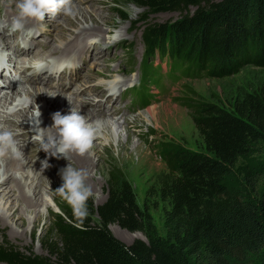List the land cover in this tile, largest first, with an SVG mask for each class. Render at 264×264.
Returning <instances> with one entry per match:
<instances>
[{
  "label": "trees",
  "instance_id": "obj_1",
  "mask_svg": "<svg viewBox=\"0 0 264 264\" xmlns=\"http://www.w3.org/2000/svg\"><path fill=\"white\" fill-rule=\"evenodd\" d=\"M126 1L147 16L181 14L171 24L147 25L146 60L157 49L167 50L186 75L218 79L247 65L264 68V0ZM145 69L143 63L146 75ZM176 101L190 110L204 152L165 142L158 146L167 172L152 191L164 204L165 234L158 233L131 184L116 171L107 201L95 206L89 198L83 224L74 222L69 205L56 202L59 212L52 214L42 241L47 255L6 242L0 244V264H264V86L238 97L230 108L201 98ZM242 161L248 164L241 171V189L231 175ZM111 225L142 232L147 241L127 246L114 237Z\"/></svg>",
  "mask_w": 264,
  "mask_h": 264
},
{
  "label": "rangeland",
  "instance_id": "obj_2",
  "mask_svg": "<svg viewBox=\"0 0 264 264\" xmlns=\"http://www.w3.org/2000/svg\"><path fill=\"white\" fill-rule=\"evenodd\" d=\"M15 1L16 0H0V6L2 9L11 5L15 7ZM113 1H119L121 6L115 5ZM87 8L89 12L92 11L96 14H103L105 16L103 18L97 17V19L94 20L95 23L89 20L91 26H93V24L98 26L93 29V33H101L105 35L106 38L111 36L112 31L116 29L124 34L125 39L115 43L108 52H106L108 50V44L104 47L102 54L99 55L95 52V60L89 65L88 71L81 73L82 77L76 81L78 83L77 86L84 84L82 83L83 80H88L89 83L87 82V84H85L86 86L83 85L81 90L83 92L88 90L86 92L87 95L94 93L96 96L103 95L105 90L104 86H107L108 83L106 80L97 79L99 76L87 77L91 73V69L95 70L96 68L101 70V72L105 71L109 76L114 71H127L129 73V71H133L135 68L138 69L139 61L142 60L146 67V75H144L147 81L146 88L149 93L152 94L151 96L158 99L156 105L149 107L155 109L153 117H149L148 114H146L147 109H149L147 108L138 113L130 114L125 120L118 122L122 124V128L116 132V140L112 139L110 143H106V147H103L99 155V166L95 171L94 177L98 180V183L95 188H93V184L88 180L86 181L91 185L93 190V197L90 199L93 200L95 206L104 204L108 199L111 174L120 171L124 178L131 184L138 205L143 210H148L153 218L156 230L159 234L163 235L165 234L164 204L159 201L157 196H154L155 191H152V189H155L158 179L167 172L165 161L159 157L158 146L161 142H165L180 145L193 151L204 152V143L196 130L190 110L177 102L176 99L185 97H191L193 99L201 98L207 101L221 103L223 106L230 108L238 97L247 92L257 91L264 86V68L247 65L239 74L222 79L212 78L204 74L193 77L191 74L192 76L186 75L175 84L171 75H164L162 77L161 74L156 73L155 61H151L150 58L146 60L147 49L145 48L142 34L147 25L171 24L181 17L180 13L167 12L147 16L145 14L147 11L143 8L133 3H128V1L125 2V0H84L83 2L80 0L78 6L74 9L75 12H78L77 10L79 9L85 10ZM7 9L12 11L9 8ZM191 11H193V9H191ZM12 13L15 14V12ZM122 16L127 18V20H123ZM62 17L63 18L59 19V21H69V26L62 29L65 30V33H71V31L77 27L79 19L73 15L69 16L65 14H62ZM146 18L147 20H145ZM57 25L60 26L59 24ZM104 28L106 30H104ZM129 29L130 31H128ZM95 35L99 34H93L91 37L96 38L97 41L98 36L96 37ZM118 56H123L125 59L124 63L119 67L109 65L105 70V66L100 63L101 60L106 58H110V61H115ZM130 63H133L132 68ZM161 68L162 73H164L166 68L162 66ZM124 76L127 77V75ZM130 77L131 75H128V78ZM158 77L175 84L174 88H168L167 95L166 93H161L160 90L165 91V88L162 87L163 80H158L159 82H156L155 78ZM94 82L104 85L102 87L103 90H100L101 92H89L88 87H93V85H95ZM158 87L160 89H158ZM74 90L78 91L79 89L77 87H72L68 93H66L67 90H65L63 95L72 96ZM49 91L55 92L56 90L50 89ZM116 109L115 102V104H111L110 110L116 113ZM30 111L31 109L28 110V113H30ZM102 116L105 117L100 113L99 118H103ZM127 139L129 142V144L127 143L129 153L127 155H129L130 158L124 156L123 152L121 155L120 143H126ZM35 148L38 150L39 146ZM34 150V157L40 158V156L37 155L38 152ZM42 151L45 153L44 150ZM256 157H260V155L257 154ZM0 158L2 159V156H0ZM246 164H248V162L242 161L232 170L231 183L241 189L244 186L241 171ZM61 166L63 167L62 164L52 165L53 171L51 174L54 176L55 189L62 183L61 176L59 175V170L62 168ZM55 179H59L61 182L57 183ZM150 192L153 193L149 195ZM47 200L49 203L47 206L41 208L42 213L37 223H30L34 215L29 214V216L26 217L27 224L25 228L28 232H26L25 235L19 233L21 236H13L11 234L12 226H5L0 222V244L8 242L10 245L24 252L28 251V253H30V250H32L37 255H47L42 241L49 235L48 231L53 224L52 214L59 212L56 202L68 205L53 191L47 193ZM31 216L33 217L30 218ZM95 219L97 218L95 217ZM111 227H114V232L111 230ZM20 229L23 230L22 228ZM109 229L115 238L127 246L132 245L137 240L147 241L142 232H129L120 228L118 225H111ZM21 230L19 231L21 232Z\"/></svg>",
  "mask_w": 264,
  "mask_h": 264
},
{
  "label": "bare ground",
  "instance_id": "obj_3",
  "mask_svg": "<svg viewBox=\"0 0 264 264\" xmlns=\"http://www.w3.org/2000/svg\"><path fill=\"white\" fill-rule=\"evenodd\" d=\"M83 1L84 0H82V2ZM10 7L16 10L13 5ZM77 11L78 12H75L76 14L73 16L79 19V21L77 22V27H75L71 33H65V30L62 29L69 26V21L64 22L63 20L50 19L47 22V25L52 27V30L49 32V41L43 42L37 40L33 41L34 43H26L22 47L18 46L17 40L12 41L10 35H7V25H10L12 15L7 13V20H5L4 26L0 25V45H3L4 49L8 51L9 59L15 56L18 58L22 57L19 62L21 64L20 68L23 69V72L26 70L32 71V76L26 79L29 86L26 87L22 84L20 87L16 88L17 94H15V97H12L13 100H19L20 103L24 104L22 105L23 108L16 112L18 116L12 120L9 118L2 119L0 117V121L3 120V122H5L4 125L0 123V127L10 128L16 133L18 146L23 152V157L20 159L12 157L10 153L2 155V159L0 158V222L3 223L2 225L12 226L11 234L15 237L20 234L25 235L26 232H28L25 225L27 224L26 217H28L29 214L34 215V217H30H33L30 223L32 222L35 224L41 216V208L48 205L47 193L55 190L54 176L51 174L53 171L52 165L62 164L63 167H66L68 163H70L73 167L86 170L88 172L87 180L91 182L93 184L92 186H94L93 188H95L98 180L94 177L95 171L99 166L100 152H102L101 150L103 147H106V143H110L112 139L116 140V132L122 128L121 123L112 122V119L99 118L100 113L105 117L114 114L110 110L111 105L108 104V97L99 95L98 97L102 98L103 101H92L93 99H89L86 95H81L88 91L86 90V92H83L81 90L83 85L87 84V82L89 83L88 80H83L82 83L84 84L77 86L80 94H76L77 90H74L72 96L63 95L64 91L68 90L70 85L75 84V82L82 77V72L88 71L89 65L95 60V52L100 55L104 51V45L106 47L108 44L107 49H109V43H113V47L115 43L125 39L124 34L121 32L120 38L115 41H110V36L105 38V35L101 33H93V29L98 26L95 24L91 26L89 20L95 23L94 20L97 19V17L103 18L105 16L103 14H96L92 11L89 12L88 8L85 10L79 9ZM62 18L61 16L60 19ZM36 21L37 20H30L27 26H32ZM104 30L106 29L104 28ZM128 31H130V29ZM93 34H99L95 35L96 37L98 36V40L89 43V39L92 38L91 36ZM38 47H40L41 50L37 51ZM56 55H63L62 57H75L81 60L83 64L80 67L79 74H77L75 78H70L69 85H64L63 83L58 85L45 83L47 87L57 89L55 91L57 95L53 97L48 95L50 89L35 87L34 77H37L39 82L43 83L42 76L45 75L46 81L50 80L55 76V72H57L56 69L59 68L52 65H43V67L37 71L34 68V64L37 61H44L47 60L48 57ZM108 62H110V58L103 59L100 62L101 65L105 66V70L109 66ZM93 76L106 77L109 75L105 71L101 72V70L95 68V70L91 69V73L87 77ZM23 83H26L25 80H23ZM103 86L104 85L95 83L93 87H88V89L89 92L97 93L101 92L100 90ZM9 99L10 95H7V98L4 100L9 102ZM3 103V101H0V104ZM73 107L79 111L87 121H100L102 123V128L94 139L92 148L83 156L69 153L68 160L63 157L57 159L56 157L49 156L48 162L50 166L43 170L41 159L44 160L46 156L42 157V152H38L37 155H39L40 158L34 157L33 150L38 142L35 137H30L36 134V127L44 128L51 125V114L53 112L60 111L62 114H67ZM29 109H31L30 113H28ZM154 112V108H149L146 114H148L149 117H153ZM37 119L40 120L39 125H36ZM30 129L32 130L28 133L27 131ZM44 131L51 134L54 130L47 129ZM127 143L129 144L128 139L126 143H120L121 155L123 152L124 156L130 158V156L127 155L129 154ZM55 181L57 183L61 182L59 179H55ZM19 230H21V232ZM111 230L114 232V227H111Z\"/></svg>",
  "mask_w": 264,
  "mask_h": 264
},
{
  "label": "clouds",
  "instance_id": "obj_4",
  "mask_svg": "<svg viewBox=\"0 0 264 264\" xmlns=\"http://www.w3.org/2000/svg\"><path fill=\"white\" fill-rule=\"evenodd\" d=\"M16 14L12 17L8 30L12 33H20L23 37H30L32 29L27 27L30 20H44L45 15L55 16L63 12L65 15H75V9L69 0H16ZM120 38L119 30L114 29L110 36V41ZM92 38L89 43L93 42ZM6 61V53H0ZM43 67L42 62L37 61L34 64L35 70ZM50 96H56V92L48 93ZM40 115V114H39ZM51 125L35 128L36 140L39 144L38 150H44L46 157L41 161L42 169L48 168L49 162L47 156H53L57 159L65 158L68 160L69 153H75L83 156L93 145V141L102 128L100 121L89 122L74 107L67 114L55 111L51 114ZM40 124L37 119L36 125ZM47 129L54 130L48 134ZM11 154L12 157L20 159L23 152L18 146L16 133L7 127H0V156ZM62 183L53 192L58 195L63 202H66L74 217L77 225L83 224L85 218L89 215L88 200L93 197V190L87 181L88 172L82 168L73 167L70 163L59 170Z\"/></svg>",
  "mask_w": 264,
  "mask_h": 264
}]
</instances>
